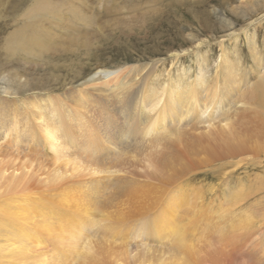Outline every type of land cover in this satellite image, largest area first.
<instances>
[{
  "label": "bare ground",
  "instance_id": "6f19581e",
  "mask_svg": "<svg viewBox=\"0 0 264 264\" xmlns=\"http://www.w3.org/2000/svg\"><path fill=\"white\" fill-rule=\"evenodd\" d=\"M38 1L54 13L48 0ZM25 28L14 32L18 45L24 50L44 48L46 39L28 31L30 24ZM250 41L254 68L246 67L238 52L231 55L232 50L220 45L212 71L207 68L209 57H201L193 79L184 67L175 77L166 70L162 79H151V65L133 66L119 81L120 96L105 86L118 70H99L88 80L90 87L77 91L72 100L70 92L63 93L71 106L60 105V96L47 93L25 97L23 104L0 97V140L7 137L23 149L29 144L34 156L48 149L52 159L45 174L42 162L29 173L32 168L22 169L12 158L5 161L8 147L0 144V264H147L154 256L155 264H241L242 257L235 260L240 254L258 249L264 238V55ZM97 79L103 81L93 82ZM87 90V98L98 100L93 106L84 98ZM145 148L147 153L137 155ZM114 152L123 157H113ZM136 155L147 160L139 168L140 177L156 182L160 191L169 183L179 190L193 165L208 168L192 177L202 174V180L218 181L224 193L219 206L166 210L150 202L129 206L127 213H109L111 206L105 205L119 200L108 195L128 192L136 177L133 170L116 180L109 174L120 173V161L126 156L124 165H131ZM32 177H38L40 187L51 182L53 197L36 198ZM110 187L115 188L112 193ZM50 199L65 207L46 206ZM176 208L178 216H169ZM120 248L118 257L108 259ZM249 261L244 264H259Z\"/></svg>",
  "mask_w": 264,
  "mask_h": 264
},
{
  "label": "rangeland",
  "instance_id": "374dc122",
  "mask_svg": "<svg viewBox=\"0 0 264 264\" xmlns=\"http://www.w3.org/2000/svg\"><path fill=\"white\" fill-rule=\"evenodd\" d=\"M48 2L54 13H51V9L40 5L38 0H0V97L3 99L9 101L19 99L22 101V99L25 100L32 94H48L53 95V98L60 96V105L67 103L71 106V100L75 97L77 91L80 92L90 87L92 82L88 80L93 77L95 72L99 70H118L110 79L111 82L105 83V86H108L106 88L110 90L109 92L113 91L116 94L120 90L119 81L130 75V68L133 66V68H136L151 65L150 70L154 71L151 72V79L158 75L161 78L166 70H170L171 75L175 77L179 69L184 67L186 72L193 75V79L198 73L199 58L209 57L207 68L211 70L213 62L219 59L221 46L226 51L230 52L232 50L231 55L235 51L238 52L239 57L245 62V66L254 68L255 61L251 60L252 56H250L248 49L251 42L250 38L259 50L261 48L260 52L264 55V0H48ZM35 5L39 7L36 11ZM77 8L82 12L80 10L79 12ZM76 9L78 13L75 11ZM79 13L81 17H86L79 18ZM27 24H30V30L28 29V31H33L46 39V48L24 50L18 45L14 32L21 26L23 30L27 31V28H25ZM176 55L177 57H175ZM256 76H253L250 81H255ZM96 81L103 80L97 79L93 82ZM150 81L148 84L151 83ZM65 91L71 93V100L67 99L66 101L62 97L63 93L68 94ZM87 91L84 98L93 106L91 103L93 102L95 105L98 100L92 96L87 98L90 90ZM118 95L120 96L119 92ZM61 98L65 100L62 101ZM17 104L19 105V102ZM1 131L5 130L1 129ZM9 141L11 140L7 137L0 140L2 146L8 147L7 155L3 154L6 157L2 156L5 161L12 158V162H15L17 166L24 167L25 165L29 169L32 168L29 173L33 169L36 171L41 162L42 168L39 167L44 174L50 169L49 164L52 159L49 156L50 151L48 149L42 151L43 153L39 152L38 155L40 156H34L31 152L32 149H30L33 147L29 144L27 147H30V150L26 149V146L23 149L20 144L14 145ZM145 149L136 154L143 155L144 151L147 153V148ZM10 152L15 156L9 154ZM20 153L21 158L18 156ZM137 155L130 158L132 159L131 165L137 166L136 168L130 164L124 165L128 158L125 156L120 161L123 166L120 168V173L109 174L111 180H116L118 175H127V173L129 174L128 171L133 170L137 177L134 176L135 182L134 177H130L133 181L132 184L129 183L131 187H128V192L108 195L109 197L118 195L116 199L119 200L118 203H114L115 200L111 202V199V203L105 205L111 206L107 208L109 213L114 210H123L127 213L129 206H147L150 202L153 203L148 204L149 206L153 204L157 208L165 206L166 210L168 206L183 205L189 208L191 206L192 208L194 206H219L220 196L223 197L224 193L220 190L218 181L209 180V178L202 180L200 179L202 174H198L196 179L192 177L193 174L202 173L208 168L193 165L190 172L188 171L185 176L188 180L183 182V186H179V190L178 187L176 188L177 191H175V188L172 189V183H169L164 185L160 191V189H157L160 185H154L156 182L140 177L139 174L142 172L139 168L147 160H143L142 157ZM113 157H120L121 159L123 154L114 152ZM20 161H23L24 164L20 165L22 164ZM133 161L136 164H133ZM30 162H32V166H29ZM43 163L46 164V167L43 166ZM36 166L37 168H35ZM23 167L21 168L24 169ZM37 179L38 177L31 178V181L36 180L34 187V189H38L35 191L38 192L36 198L38 196L52 198L51 193L55 194V192L52 189L51 182L42 183L40 185L44 186L40 187L38 183L41 182H38ZM73 180L71 179V182ZM49 183L50 185H48ZM72 184L67 183L65 185L68 188H73L74 185ZM46 185H48V189ZM230 185L234 187L236 183L232 182ZM182 187L186 189H180ZM44 188L47 190V194H50L49 196L42 190ZM110 189L111 187L108 191L111 193L115 190V188ZM43 192L44 194H42ZM259 194V197L263 195V193ZM253 200L254 198L247 203ZM50 201L51 203L46 206L50 208L53 206L52 209H56L54 206L65 207L57 204L56 200L50 199ZM52 201H55L56 204ZM247 203L243 205L246 206ZM125 207L126 209H124ZM177 209L174 211L176 213L173 212L174 214L167 212L168 215L178 216ZM118 230L120 228L114 229L115 232H118ZM115 238H118V236L115 235ZM263 246L264 238L258 249L252 251L246 249L247 254H240L235 260L240 262L239 258L242 257L244 260L241 261V264L249 260L251 261L249 263H254L253 260H257V263L264 264ZM122 250L123 248L118 249L112 257L100 256V258L102 260L108 258L113 261L114 257H118ZM153 258L147 264H155L156 257Z\"/></svg>",
  "mask_w": 264,
  "mask_h": 264
}]
</instances>
